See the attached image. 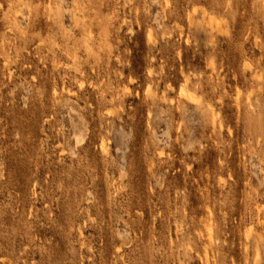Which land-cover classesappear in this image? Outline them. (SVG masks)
<instances>
[{
  "label": "rangeland",
  "instance_id": "1",
  "mask_svg": "<svg viewBox=\"0 0 264 264\" xmlns=\"http://www.w3.org/2000/svg\"><path fill=\"white\" fill-rule=\"evenodd\" d=\"M0 264H264V0H0Z\"/></svg>",
  "mask_w": 264,
  "mask_h": 264
},
{
  "label": "bare ground",
  "instance_id": "2",
  "mask_svg": "<svg viewBox=\"0 0 264 264\" xmlns=\"http://www.w3.org/2000/svg\"><path fill=\"white\" fill-rule=\"evenodd\" d=\"M1 54H4V53L1 52ZM5 60L7 61L8 58H6ZM180 94H181L182 96H184V97H188V98H189L192 102H194V103H197V102H198V100H197L196 98H194V97H192V96H188V94L186 93L184 87H181V89H180ZM101 148H102V149H105V144H104V142H102V144H101Z\"/></svg>",
  "mask_w": 264,
  "mask_h": 264
}]
</instances>
